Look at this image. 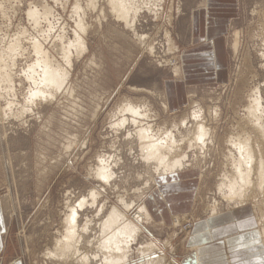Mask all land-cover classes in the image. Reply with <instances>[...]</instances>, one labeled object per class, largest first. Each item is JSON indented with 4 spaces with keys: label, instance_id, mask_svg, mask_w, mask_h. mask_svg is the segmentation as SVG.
<instances>
[{
    "label": "rangeland",
    "instance_id": "374dc122",
    "mask_svg": "<svg viewBox=\"0 0 264 264\" xmlns=\"http://www.w3.org/2000/svg\"><path fill=\"white\" fill-rule=\"evenodd\" d=\"M229 1L234 5L224 15V32L207 36L203 22L202 29L195 31L192 15L201 10L199 22L206 16V23L210 16L218 19L222 12L210 11L208 0H126V8H138H130L128 23L114 13L108 0H0V200L15 256L25 264H58L46 253L63 231L67 204H77L93 190L95 206L89 200L81 219L92 222L87 240L93 245L83 243L82 252L94 253L99 223L117 208L133 222L139 217L140 231L131 241L125 264L156 258L170 264L173 260L167 253H181L183 239L191 231L187 225L193 226L213 209L222 212L249 204L261 233L264 141L244 109L251 105L250 92L257 87L264 106V0ZM77 2L82 11L74 13ZM33 8L37 17L30 23L28 13ZM80 17L84 32L76 27ZM50 24L55 31L44 43L38 34ZM76 34L86 51L68 48L69 67L62 57ZM57 35H62V41L55 40ZM32 38L65 67L69 77L54 100H38L31 112H24L29 82L19 73L36 59ZM16 43L27 49L23 56H13ZM199 46L212 51L203 55L204 64L189 65L188 60L185 64L184 52ZM125 100L146 106L147 115L133 123L125 113L114 121L117 107ZM192 111H197L195 120ZM123 117L127 120L122 128L109 127ZM184 119L187 124L182 127ZM196 121L208 130L203 146L191 139ZM140 127H150L153 134L174 130L177 139L183 138L168 158L181 161L178 166L169 164L176 174L160 175L161 167L156 172L153 162L142 158L136 136ZM230 137H248L253 154L250 183L232 201L216 191L221 173L234 176L232 163L238 152L228 143ZM104 157H112L104 164L108 162L115 173L107 182L97 175ZM186 170L198 176L190 209L172 214L167 227L156 225L146 203L148 192L160 178L175 179ZM142 205L149 221L145 214H136ZM259 238L264 246L262 234ZM150 243L156 248L142 255ZM90 264H99L98 258Z\"/></svg>",
    "mask_w": 264,
    "mask_h": 264
},
{
    "label": "crops",
    "instance_id": "0c3cea01",
    "mask_svg": "<svg viewBox=\"0 0 264 264\" xmlns=\"http://www.w3.org/2000/svg\"><path fill=\"white\" fill-rule=\"evenodd\" d=\"M208 2L212 6L210 11L217 8L222 15L218 19H215L217 16H210L211 20L208 18V23L206 16V19H200L199 22L198 12L201 13V10H194L192 15L194 29L199 32L204 23L207 36L215 32L221 34L226 27L224 15L233 11L234 4L232 1L226 3V0H208ZM206 49L199 46L196 51L184 52L185 64L187 60L189 65L190 62L204 64L202 61H206L207 58L203 55L212 52ZM216 52L222 58V54ZM197 178L196 172L186 170L175 179L169 177L157 180V185H154L146 196V203L156 225L167 227L172 214L190 209ZM245 206L222 209V212L196 219L190 233L183 239L181 253H167L168 256L174 264H264V246L259 238L258 224L250 205ZM8 234L4 204L0 200V264H25L19 256L13 254L14 250L10 245Z\"/></svg>",
    "mask_w": 264,
    "mask_h": 264
},
{
    "label": "bare ground",
    "instance_id": "6f19581e",
    "mask_svg": "<svg viewBox=\"0 0 264 264\" xmlns=\"http://www.w3.org/2000/svg\"><path fill=\"white\" fill-rule=\"evenodd\" d=\"M125 1L126 0H108L109 4L111 5L112 10L114 11V13L119 18L123 19L125 21V23H128L127 20H128V13L130 11V8L131 9L134 8V10L138 9V8H137V6L126 8L124 6ZM159 1H162V0H159ZM43 11L45 12V10H43ZM29 12H30V10H29ZM40 14L41 13L38 12V15H40ZM40 16H42V15H40ZM36 17H37V15H36ZM36 17H34V19ZM35 23H36V20H35ZM83 24H84V22H83ZM77 38L82 40L81 36L79 34H76V37L74 39V43L77 40ZM2 59L3 58L1 57V52H0V61H2ZM1 68H2V65L0 63V71H1ZM1 72H3V71H1ZM6 74H8V73H6ZM140 117H144V115L139 116V117H135L133 119H135V122H136V119H138ZM197 117H198L197 111H192L191 119L195 120ZM122 119L127 120V118H125V117H123ZM133 119H132V121H133ZM186 124H187V122L185 119L180 122V126H182V127H184ZM151 130L152 129H150V127H140L136 131L137 145H138V148L141 152L142 158L145 161H152L154 164V169L156 170V172H159V169L161 167L162 171H161V174L159 173L160 175L176 174V173H174L172 166L169 164H172L174 166H178V165H181V163L177 165V164H175V161H177V159L174 160V158L173 159L171 158V160H170L168 158H169V154L171 153V151H173L174 146H176V143L178 142L180 144L183 138L177 139L175 136V133L173 132L174 130H166L163 134H153L152 133L153 130L152 131ZM257 131H259L260 135L262 136L261 139L264 141V131H261L259 128ZM207 134H208V130L205 128L203 123L196 121L195 126H194V130H193L192 136H191L192 137L191 139L193 140L194 144L200 145V146L205 145V137ZM237 137H235V138H237ZM246 138H248V137H246ZM237 152H238V150H237ZM249 152L251 155V159L253 161V154H252V150H251L250 145H249ZM239 156H240V153L238 152V158H239ZM107 163L106 164L99 163V164H101V166L97 170L98 176L101 174V170L104 167H107L109 172H111L110 167H109V165H107ZM251 166L252 165L244 166V168H243V170L248 173V175L246 176V183L243 185V191H244V187L246 186V184L250 183L249 173H250V170L252 169ZM233 172H234V170H233ZM234 175H235V173H234ZM173 176H175V175H173ZM243 191L234 190V193L230 196H227L226 200L232 201V200H235L236 198H240L243 194ZM82 198H85V203L82 205H79L78 207H77V205H78L80 200H78L77 204H71V205L67 204L69 206H68V212H67V214L63 220V231H62V233H60L58 235L59 236L58 238L56 237L57 239L55 240V243H53V245H54V246H52L53 248L48 250V252L46 253L47 256L49 257V258L48 257L47 258L50 261H51L50 258L56 260L58 264H90L92 260H96L98 258L99 264H104L105 258L110 257L111 259L118 260L120 262V264H125L127 261V256H128L127 254H128L129 247L131 245V241L134 240V237L140 231V228L138 226V221H139L138 215L136 216V218L134 219V222H133V220H130L129 218H127L126 214L121 212V210H119L117 208H112L111 211L105 217V219H103L99 223V229H98L99 233L97 235L98 237H97V242H96L97 249L95 251H93L94 253L87 254V252H85V253L82 252V250L84 249L83 243L86 246L93 245V243L90 240H87L88 232H89V230H91V223L92 222L88 225L87 233L82 232L80 229L83 227V225L85 223V221H82L81 219H82V215L85 214L84 210H86V211L88 210V209H86V205L90 199H88V197L87 198L82 197ZM90 205H92L91 200H90ZM70 209L75 211V213H76V220H75L74 225H73L75 227L76 231H75V234H71V235L69 232V225H68V223H66V218L70 216V211H69ZM218 212H219V210L213 209L209 214L212 215V214H215ZM137 213L138 214L139 213L145 214L148 221L150 220V216H149V213H148L146 206H144V205L140 206L139 210L136 211V214ZM86 219L90 220L89 218H85V220ZM260 234H262V237H264V228L261 229ZM110 236H115L116 241L120 242L119 243L120 251H111V252L102 251L98 247V245L103 240L108 239ZM129 237H130V239H129ZM124 241H126V243H124ZM112 247H113V245H109V248H112ZM154 248H156V247L153 246L152 243H150V244L146 245V249L141 251V254L144 255V253H147L151 250L153 251ZM83 257H87L88 258L87 261H85L83 259ZM146 260L147 261L144 264H162V261H164L163 258H156L154 260L146 259ZM171 263L173 264V261Z\"/></svg>",
    "mask_w": 264,
    "mask_h": 264
},
{
    "label": "clouds",
    "instance_id": "9594fccd",
    "mask_svg": "<svg viewBox=\"0 0 264 264\" xmlns=\"http://www.w3.org/2000/svg\"><path fill=\"white\" fill-rule=\"evenodd\" d=\"M0 7H3L0 4ZM89 8L92 10L95 9L94 4H89ZM74 13L82 11L79 7V3L74 7ZM51 14V13H49ZM29 22H32V19L36 15L35 8L32 9L28 13ZM43 19L47 20V16L43 17ZM56 24H59V20H56ZM36 27V25H34ZM76 27L80 30V32H84L86 30V26L82 23V17L78 18L76 21ZM55 31V26L51 25L46 31L40 32L38 35L40 39H43L44 43H48V36L51 32ZM61 33H63V28H61ZM26 35V33H24ZM55 40L62 41V35H57ZM31 43L35 48V56L36 59L34 62L27 64L25 68L19 73V75L26 78L29 82V86L25 91L24 96V112H31L33 108L37 106L36 102L39 101H49L54 100L56 98L55 94L60 93L62 89H64L65 84L68 81L69 73L65 70V67L56 63L55 58H50L47 50L43 49L42 45L36 38L31 39ZM77 48L78 53L86 51L84 43L82 40L77 38L75 43H69L64 49V55L62 57L64 65L70 67L69 63V55L67 52L68 48ZM13 52V56H23L27 49L21 50L19 44L16 43L14 47L11 48ZM250 97L252 98V103L250 107L244 109L247 118L251 120L252 124L259 128L261 131H264V106L261 105V99L259 95V88H253L250 92ZM146 106H134L131 101L125 100L123 101L116 109L115 115H113L112 119L115 121L116 116H124L125 113L131 114L133 118L139 116H146L147 113L145 111ZM214 113L219 115V109H215ZM135 123V119L132 121ZM126 123L125 119H120L116 123L109 124V127L113 130L118 128H122ZM228 143L232 145L233 148H236L240 153V156L237 160L232 163V168L234 170L235 175L232 176L227 173H221L219 179V183L217 185L216 191L219 195H223L225 197L230 196L234 193V190L243 191V185L246 183V176L248 173L243 170L244 166H250L252 159L249 152V138H229ZM231 157V153H229ZM112 157H104L100 160L101 164L105 163V160H111ZM181 161H175V164H180ZM115 178V173L109 172L107 167H104L101 170V174L99 175V179L105 180L107 182L110 179ZM67 195V194H66ZM88 199L91 200L92 206H95V201L97 199V193L93 190L89 193ZM85 203V198H81L77 207ZM70 211V216L66 218V223L69 225V232L71 234H75L74 222L76 220V213L73 210ZM91 223L90 220H85L83 227L80 229L82 232L87 233L88 225ZM130 239V237H129ZM118 241H116L115 236H110L108 239L103 240L98 247L102 251H120ZM126 243V241H124ZM109 245H113L112 248H109ZM85 261H87V257H83ZM104 264H120L118 260L111 259L110 257H106Z\"/></svg>",
    "mask_w": 264,
    "mask_h": 264
},
{
    "label": "built area",
    "instance_id": "2783aa9c",
    "mask_svg": "<svg viewBox=\"0 0 264 264\" xmlns=\"http://www.w3.org/2000/svg\"><path fill=\"white\" fill-rule=\"evenodd\" d=\"M192 224L187 225V229L191 230Z\"/></svg>",
    "mask_w": 264,
    "mask_h": 264
}]
</instances>
